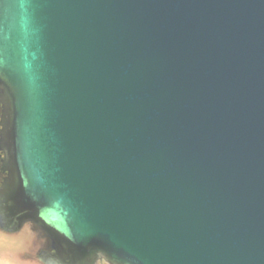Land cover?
Here are the masks:
<instances>
[{
	"label": "water",
	"instance_id": "water-1",
	"mask_svg": "<svg viewBox=\"0 0 264 264\" xmlns=\"http://www.w3.org/2000/svg\"><path fill=\"white\" fill-rule=\"evenodd\" d=\"M0 102L1 229L67 260L264 264V0H0Z\"/></svg>",
	"mask_w": 264,
	"mask_h": 264
},
{
	"label": "flooded vegetation",
	"instance_id": "flooded-vegetation-1",
	"mask_svg": "<svg viewBox=\"0 0 264 264\" xmlns=\"http://www.w3.org/2000/svg\"><path fill=\"white\" fill-rule=\"evenodd\" d=\"M8 127L9 126L8 120L6 118L5 105L0 102V194L3 195L4 188H7V186H12L15 176L11 162L9 147L10 133L8 131ZM5 220L6 223L9 225L12 221V217L10 215H7V218H5ZM25 225L30 226V228L33 227L32 230H36V233L39 234V236H41V238L43 239L42 241H44L43 247H40L36 253V259L41 264L45 263L41 261V259L38 257L39 255L43 257L52 256L55 258H59L64 262H70L72 264H109L105 260L100 258H95L90 261H84L79 259L67 260L68 255L66 254L65 249H63V247L60 245V242L55 238L53 234L43 228L39 223L31 220L25 221L22 227ZM19 230L20 229H17L14 232L16 233ZM10 232L11 231H6V233L11 234Z\"/></svg>",
	"mask_w": 264,
	"mask_h": 264
},
{
	"label": "rangeland",
	"instance_id": "rangeland-1",
	"mask_svg": "<svg viewBox=\"0 0 264 264\" xmlns=\"http://www.w3.org/2000/svg\"><path fill=\"white\" fill-rule=\"evenodd\" d=\"M32 228L21 226L19 231H11V234L0 229V264H41L36 253L44 241Z\"/></svg>",
	"mask_w": 264,
	"mask_h": 264
}]
</instances>
